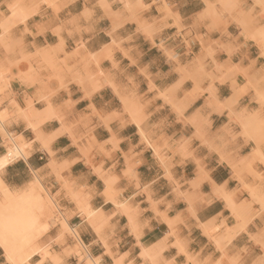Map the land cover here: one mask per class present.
Returning a JSON list of instances; mask_svg holds the SVG:
<instances>
[{"label":"clouds","instance_id":"1","mask_svg":"<svg viewBox=\"0 0 264 264\" xmlns=\"http://www.w3.org/2000/svg\"><path fill=\"white\" fill-rule=\"evenodd\" d=\"M85 3L97 9L98 15L111 16L121 26L129 21L137 25L128 28L133 39L143 28L154 39H167V46L175 51L165 59L163 51L145 40L140 45L142 60L136 61L131 53L132 63L125 57L119 66L113 64L102 69L91 60L82 62L79 58L64 57L62 47L54 54L48 46L50 36H63V0H0V134L17 150L6 157L7 167L18 164L14 178L22 185L32 183L37 193L23 209L0 210V240L15 239L17 248L47 241L65 218V209L73 207L67 198L69 191H75L80 184H91L93 173L102 175L100 169L110 164L120 175L123 167L120 153H113L110 159L97 155L84 121V114L95 123L96 112L102 116L115 110L120 120L139 128V133L126 143L130 151L141 156L148 171L158 169L160 163L166 168L180 169L187 165L193 170L177 190L189 195L195 191L197 206L193 212V206L189 205L180 214L184 219L178 216L175 226L169 224L173 231L165 240L179 228L180 234L187 237L185 241H177L175 245L162 243L143 252L139 235L133 240L126 227L117 226L115 234L107 229L104 233L111 255L100 249L103 258L90 264H264V0H85ZM197 42L208 44L199 57L193 52ZM60 43L62 46L63 39ZM185 43L189 45L187 49ZM214 47L218 52H226L229 58L224 75L218 74ZM165 66L167 72L163 71ZM106 78L113 81L115 90L109 89L91 99L72 87L75 81H80L91 90ZM217 81L221 85L231 81L232 95L218 104L200 103L216 93ZM169 85L166 102L161 104L157 93H164ZM54 93L55 104L63 106L67 102L72 109L61 119V125L75 122L73 132L80 135L51 143L40 132L56 129L57 124L53 122L50 129L43 130L34 127L37 117L41 123L49 117L46 111H34L33 104L41 107L40 102ZM173 95L183 102L170 106L167 101ZM225 116L224 123L217 119ZM21 120L31 123L10 128ZM115 127L113 124V130ZM132 129L135 133L136 128ZM64 135L58 131L53 139ZM253 141L259 144L260 154L248 157ZM150 150L154 153L151 159L146 156ZM158 157L163 160L158 161ZM95 165L99 168H94ZM7 167L3 168L0 180L4 181ZM125 183L121 177L120 187ZM102 188L96 179L97 203L101 207L107 192L101 191ZM221 189L233 193L243 221L235 230L227 229V236L226 226L233 224V220L226 211L227 205H222L217 195ZM250 191L254 195L250 196ZM201 212L216 220L218 227L214 226L216 230L211 233L218 241L216 246L211 242L205 244L195 235L201 221L206 219L200 216ZM116 223L113 219V224ZM88 227L85 222L82 230ZM153 227L151 221L146 223V232ZM169 248L173 251L179 248L180 252L167 258ZM0 264H9L3 254ZM12 264L48 262L33 255Z\"/></svg>","mask_w":264,"mask_h":264},{"label":"crops","instance_id":"2","mask_svg":"<svg viewBox=\"0 0 264 264\" xmlns=\"http://www.w3.org/2000/svg\"><path fill=\"white\" fill-rule=\"evenodd\" d=\"M63 4L65 5L61 12L63 36L57 35L48 38V46L53 50L54 54L58 48L62 47L64 57L69 59L79 58L82 62L91 60L92 63L100 66L102 69H108L113 64L119 66L125 57L129 63H132V56L129 55L131 53L135 54L136 61L142 60L143 55L140 51V45L145 40H148L150 44L155 45L157 49L163 51L165 59L175 51V49L167 46V39H154L151 33L146 32L143 28H141L139 36L133 39L128 35V28L129 26L136 28L138 27L137 25L129 21L121 26L111 16H100L97 14V9L90 8L85 3V0H63ZM156 35L158 37L160 33ZM61 39L64 41L62 46L60 43ZM126 45L127 47H125ZM184 47L187 49L189 45L185 43ZM207 47L208 44L197 42L193 48L195 57H199L202 50H206ZM213 52V59H215L218 66V74L224 75L227 72L226 69L229 67L227 53L218 52L215 47L213 48ZM147 67L148 65L145 63V68ZM177 70H180L179 65H177ZM163 71L167 72L168 67L165 66ZM160 83L163 86V73H161ZM72 87L82 92L84 97L89 99L94 95H103L109 89L115 90L113 81L107 78L104 83H97L92 86L91 90L87 89L84 83L80 81H75ZM215 87L217 89L216 93L210 94L206 98V101L201 100L200 103L207 102L209 105L218 104L219 101L226 100L232 95L231 81H227L223 85L217 81ZM170 89L171 86L169 85L166 87L164 93H157L158 97L161 98V104L166 102L167 93ZM191 90L192 82L190 81L189 91ZM55 98L56 94L54 93L50 98L40 102L41 107H37L36 103L33 104V108L40 112L48 107L52 110L48 116L49 119L43 123L36 124L42 130L50 129L53 122L57 124L56 129L40 132L41 136H47L51 143H56L58 139H70L74 135H80L79 132H73L75 122L61 125V119L67 114V111H71L72 109L69 108L67 102L63 106L55 104L53 102ZM82 100L83 97L81 98V102ZM167 102L170 106H175L183 101L182 98L173 95L172 100ZM72 107H75V105ZM87 107L89 105H85V108ZM95 114V123H92L90 116L84 114L86 132L87 136L91 138V146L95 148L97 155H102L109 159L113 153L118 151L121 156V167H123L120 169V175H117L110 164L108 168L100 169L102 175L93 173L94 178L91 184H80L76 186L75 191H69L67 198L73 207L65 209V219L68 223L67 225L70 227V231H73L75 235L72 239L68 234L63 232V227L59 223V226L55 227L54 235L50 236L47 241L40 243V246L45 248L44 250L48 252L49 256H56V259H58L54 263L48 255H45L44 260L48 264H81V262L88 264L86 259L103 258L99 251L100 249H103L104 253L111 255L109 248L106 246L107 242L104 233L107 229L110 234H115L117 226L121 228L126 227L129 238L133 240L139 235L140 240L143 241L140 245L143 252H147L149 249L162 243L175 245L177 241L183 242L187 237L180 234L179 228H175L176 234L165 240L168 233L173 231L169 227V224L171 223L175 226L178 223V216L180 219H184L180 214L189 205L193 206V212L196 211L197 193L193 191L189 195L183 190H177L178 185L184 184L185 180L191 177L193 171L191 168L187 165L180 169L166 168L160 163L158 169H153L151 172L148 171L141 156L130 151L126 143L130 137L139 133V128L132 123H125L120 120L115 110L104 112L102 116L98 112ZM80 115L81 113H78V119ZM217 119L221 123H224L227 121V116L223 118L218 117ZM29 123L31 121L21 120L17 124L10 125V128L14 130L17 126H27ZM113 124L116 125L115 130H113ZM132 128H136L135 133ZM58 131L64 132L66 135L53 139L54 134ZM134 141L135 137H133ZM252 143L253 148L246 156L257 157L260 154L259 144L256 141ZM7 146L4 134H0V147L5 149H0V158L6 154ZM153 154V151L150 150L146 153V156L151 159L153 158ZM162 160L163 157H158V161ZM5 167H7V164L0 169V175H3V168ZM17 167H19L18 164L9 165L5 169L4 181L0 180L11 191L24 190L30 184L22 185L21 182L14 178ZM81 167H85V165L82 164ZM93 167L99 168V165ZM121 177L126 181L123 187H120ZM96 179H99L103 185L101 191L107 189L102 201L103 207H101L100 203H97ZM72 182L75 183L74 180ZM221 190L224 195L229 197L234 206L239 208L240 205L233 199V193ZM249 195H254V192L250 191ZM218 197L221 199L222 205H227L226 211L233 220V224L226 226L224 235L227 236V229L235 230L236 227L242 225L243 221L242 218L238 219L234 215L236 211L232 213V207L228 206L224 196L218 195ZM84 207L95 211V217L87 216L81 209ZM200 216H204L206 219L201 221V227L195 232L197 239L202 240L205 244L211 242L213 246H216L218 241L211 235V233L215 232L216 227H218L216 220L208 219L207 214L204 212H201ZM113 219L117 222L116 224H113ZM149 221L152 222L154 227L151 231L146 232L145 224ZM85 222L88 223L89 227L87 230H82ZM94 241L98 242L95 244L96 251H93ZM78 244L82 246L84 254L80 251L79 255L74 253V249ZM113 244H115V240ZM224 244H227L226 239L224 240ZM166 251L169 254L167 258H171L172 255H177L180 249L177 248L173 251L169 248ZM0 254H3L1 248ZM34 255L40 258L42 256L39 253ZM81 257L82 260L80 259Z\"/></svg>","mask_w":264,"mask_h":264},{"label":"bare ground","instance_id":"3","mask_svg":"<svg viewBox=\"0 0 264 264\" xmlns=\"http://www.w3.org/2000/svg\"><path fill=\"white\" fill-rule=\"evenodd\" d=\"M21 11H23V9H21ZM226 70L228 71V69H226ZM34 111H36L38 113H41L40 111H37L35 109H34ZM45 111H46L47 116H49V114L52 112V110L49 107L46 108L45 110H43L42 112H45ZM39 123H41L40 122V118L37 117V124H39ZM33 126L34 127H37V125H33ZM23 147L24 146L21 145V148H23ZM16 153H17V150H16L15 145L8 144V146H7V152H6V154L3 157L0 158V161H4L6 159V157H9L10 154H16ZM256 153H258V151H256ZM18 157H19L18 155H15V158H18ZM1 168L2 167H0V169ZM0 192H1L0 210H3L6 207L7 208L14 209V210H16V209H23L32 200V197L34 195H37L36 190L33 187V184L32 183H30V185L28 186V188L25 189V190H21V191H19V190L11 191V190H9L0 181ZM217 194L218 195H221L222 197L224 196V198L226 199V202H227L228 206H231L232 207V210H233V211L231 210L232 213L233 212L235 213V211H236V213L234 215L238 219L241 218V213L239 211L240 206H239V208L235 207L234 204L229 199V197L226 196V195H224V193L222 192V190H220ZM84 209H87V208L84 207ZM89 213L94 214L96 212L95 211H89ZM65 225H67L66 219H64V226ZM67 227H69V226H67ZM205 231H207V230H205ZM5 243H7V247L6 248L4 247V244ZM0 248L2 249L3 255L8 258L9 264H12V262H14V261H20V260H25L26 261V260L30 259L31 256H33L36 253H39V255L41 254L42 256L41 255L40 256H41V258L43 260L45 259V257H44L45 255H48L49 256L48 252L46 250H44L45 248H42V247L41 248L38 247V249H34V250L28 251L26 253L27 246L17 248L16 247V243H15V239H10L8 241H2V240H0ZM49 257H50V259H52L51 261H53L54 263H56L55 261L58 260V259H56V256H49ZM53 259H56V260H53ZM97 259H99V258L98 257L96 259L95 258H91L90 261L92 262V261H95Z\"/></svg>","mask_w":264,"mask_h":264},{"label":"rangeland","instance_id":"4","mask_svg":"<svg viewBox=\"0 0 264 264\" xmlns=\"http://www.w3.org/2000/svg\"><path fill=\"white\" fill-rule=\"evenodd\" d=\"M94 62H95V61H94ZM7 144H10V143L6 142V146H7ZM29 185H30V184H28V185L25 187V189H27ZM25 189H24V190H25ZM0 199H1V192H0ZM81 209L84 211V213H85L87 216H94V217H95V214H91V213H89V211H91V210L84 209V208H81ZM64 219H65V218H64ZM64 219H61V220L59 221L60 225H62V227H63V232H65L66 234H68V235L73 239L75 234L73 233V231H70V228L67 227L68 225H65V226H64ZM66 222H67V221H66ZM67 224H68V223H67ZM38 247L41 248L40 244H38V245H34V246H27L26 253H27L28 251H31V250H34V249H38ZM79 251L83 253V248H82V246H80V245L78 244V245L75 247V249H74V253L77 254V255H79ZM83 254H84V253H83ZM80 259L82 260V257H81ZM90 260H91V259H86V262H87L88 264H90V262H91Z\"/></svg>","mask_w":264,"mask_h":264},{"label":"snow or ice","instance_id":"5","mask_svg":"<svg viewBox=\"0 0 264 264\" xmlns=\"http://www.w3.org/2000/svg\"><path fill=\"white\" fill-rule=\"evenodd\" d=\"M7 163V159H5L4 161H0V167H4V165Z\"/></svg>","mask_w":264,"mask_h":264}]
</instances>
